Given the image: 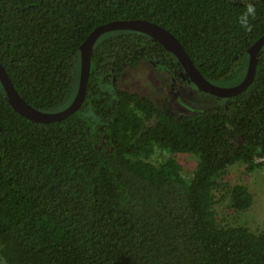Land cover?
Returning <instances> with one entry per match:
<instances>
[{
	"label": "trees",
	"instance_id": "16d2710c",
	"mask_svg": "<svg viewBox=\"0 0 264 264\" xmlns=\"http://www.w3.org/2000/svg\"><path fill=\"white\" fill-rule=\"evenodd\" d=\"M247 0H0V62L36 109L67 107L79 86L81 45L98 26L147 19L172 32L201 73L240 83L264 35V0L251 32ZM179 71L151 36L99 37L81 108L36 122L9 103L0 81V264H264V230L223 224L217 206L248 210L235 164L264 166V46L253 82L224 105L168 114L118 85L144 60ZM234 83V84H231ZM179 155L197 158L187 173Z\"/></svg>",
	"mask_w": 264,
	"mask_h": 264
},
{
	"label": "rangeland",
	"instance_id": "374dc122",
	"mask_svg": "<svg viewBox=\"0 0 264 264\" xmlns=\"http://www.w3.org/2000/svg\"><path fill=\"white\" fill-rule=\"evenodd\" d=\"M164 66L165 65L160 61L144 59L139 65L125 69L118 81V85L127 91L136 92L150 97L162 110L167 109L169 103L172 104L169 108L171 110L177 109V106L180 108V103H182L183 106H187V109H180L178 110V113L185 115L192 113V111L194 112L195 109L200 110L224 105L225 100L223 97H218L198 90L199 88L188 78H186V82L188 83H185L176 89V93H182V96L179 95L174 102L171 97L172 93L170 94L169 86V84H172V78L174 79V75L171 71H167ZM179 72H181V75H185V72ZM226 87H228V85H226ZM193 92L198 95L196 98L191 97ZM178 159L183 164L184 169L188 174L197 166V158L194 156L179 155ZM225 178V180L231 185L236 183H246L254 196V201L248 210L242 212L234 211L226 202L219 204L216 207L218 220L223 224L232 223L235 225H244L255 232L263 231L264 166L251 173H247L245 166L238 163L229 169Z\"/></svg>",
	"mask_w": 264,
	"mask_h": 264
},
{
	"label": "water",
	"instance_id": "95a60500",
	"mask_svg": "<svg viewBox=\"0 0 264 264\" xmlns=\"http://www.w3.org/2000/svg\"><path fill=\"white\" fill-rule=\"evenodd\" d=\"M115 30H135L151 36L161 43L163 47L172 52L182 66L183 72L203 92L228 98L239 94L248 88L253 82L258 65V55L264 46V35L260 37L249 48V63L244 79L234 86H220L209 81L195 65L194 61L184 48L180 40L162 25L147 19L116 20L102 24L95 28L81 45V67L79 86L74 99L62 110L56 112H45L36 109L27 102L18 92L12 82L5 66L0 62V81L2 82L8 96L9 103L22 116L36 122L61 121L71 114L77 112L86 97L88 81L91 73L92 52L95 43L104 33Z\"/></svg>",
	"mask_w": 264,
	"mask_h": 264
},
{
	"label": "flooded vegetation",
	"instance_id": "af4514ba",
	"mask_svg": "<svg viewBox=\"0 0 264 264\" xmlns=\"http://www.w3.org/2000/svg\"><path fill=\"white\" fill-rule=\"evenodd\" d=\"M164 68H166L165 66H164ZM167 71H170V70H168V69H166ZM179 71H183L182 70V68L179 70ZM179 71H176V72H174V71H171V73H173V75H174V79L172 78V84L170 85L169 84V86H170V94L172 93V100L175 102V99H177L178 98V96L179 95H181L182 96V93H176V89L177 88H179L181 85H184L185 83H188V82H186V78H188L189 80H190V78L187 76V74H185V75H181V72H179ZM181 75V76H180ZM182 77V78H181ZM175 82V83H174ZM178 82V83H177ZM176 83H177V85H176ZM198 89V88H197ZM198 90H200V89H198ZM203 92V91H202ZM198 95L197 94H195L194 92H193V94H191V97H193V98H196ZM173 101H171V102H173ZM177 105V104H176ZM172 106V104L171 103H169V105H168V108L167 109H163L166 113H168V114H174V115H182V114H180V113H178V110H185V108L187 107V106H183L182 105V103H180V108H178V106H177V109H175V110H171V109H169L170 107ZM187 109V108H186Z\"/></svg>",
	"mask_w": 264,
	"mask_h": 264
},
{
	"label": "clouds",
	"instance_id": "9594fccd",
	"mask_svg": "<svg viewBox=\"0 0 264 264\" xmlns=\"http://www.w3.org/2000/svg\"><path fill=\"white\" fill-rule=\"evenodd\" d=\"M244 8L245 10L238 17V23L245 31L251 32L253 25L250 21L254 20L256 17V5L253 0H247Z\"/></svg>",
	"mask_w": 264,
	"mask_h": 264
}]
</instances>
